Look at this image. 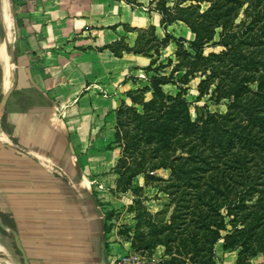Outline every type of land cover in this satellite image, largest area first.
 Wrapping results in <instances>:
<instances>
[{
    "label": "crops",
    "instance_id": "obj_1",
    "mask_svg": "<svg viewBox=\"0 0 264 264\" xmlns=\"http://www.w3.org/2000/svg\"><path fill=\"white\" fill-rule=\"evenodd\" d=\"M12 5L15 70L0 111V250L8 264H101L91 226L101 214L89 172L108 170L114 157L97 164L88 148L110 109L114 137L118 105L131 103L126 91L146 83L140 74L154 59L151 50L117 55L111 46H132L149 25L159 36L193 33L181 20L161 21L153 0ZM85 140L82 167L75 147ZM214 253L215 264H238L237 249H224L221 239Z\"/></svg>",
    "mask_w": 264,
    "mask_h": 264
},
{
    "label": "trees",
    "instance_id": "obj_2",
    "mask_svg": "<svg viewBox=\"0 0 264 264\" xmlns=\"http://www.w3.org/2000/svg\"><path fill=\"white\" fill-rule=\"evenodd\" d=\"M153 1L161 21H183L193 38L184 45V39L173 37L175 54L184 61L177 60L168 76L151 74L148 83L127 90L131 103L116 109L114 139L122 143L118 161L125 182L167 169L168 177L153 178L164 180L176 200L171 221H149L151 239L140 233L137 239L151 246L161 240L153 236L170 230L177 251L189 252L199 264H212L221 239L224 249H237L241 264L256 251L264 254V0ZM240 8L244 17L235 23ZM207 45L222 48L206 52ZM154 62L146 70L157 69ZM195 76L198 96L214 82L211 94L214 101L225 98V112L205 109L191 116L184 84ZM167 82L177 83L175 93L162 88Z\"/></svg>",
    "mask_w": 264,
    "mask_h": 264
},
{
    "label": "rangeland",
    "instance_id": "obj_3",
    "mask_svg": "<svg viewBox=\"0 0 264 264\" xmlns=\"http://www.w3.org/2000/svg\"><path fill=\"white\" fill-rule=\"evenodd\" d=\"M170 1H172V3H170ZM175 1L177 0H169L168 4L172 5ZM190 2L191 0H185L182 2V4L186 5ZM10 4L11 10H13L12 0H10ZM201 5L202 7H205L206 3H201ZM11 15L12 25L9 31H6L4 27H0V43L4 36L8 34V46L11 48L10 54L12 63V79L15 70V58L13 47V14ZM243 17V11L242 8H240L235 18V23H238ZM171 22L165 23L168 24ZM173 37L184 39L181 41L184 45H187L186 41L189 40L185 37L175 36L169 33H165L164 36H159L155 33L154 26H147L138 33L137 39H135L132 46H129L123 41L120 42L118 46H116V49L121 50V53L122 51H132L133 49H139V52L152 51L154 56L153 60L155 61L153 66H157V69H149L140 74V77L145 79L146 83H148L149 75L160 74L168 76L177 60L184 61V56L181 54H175L177 44ZM126 47H129V49H125ZM221 48V46L207 45L205 47V51L207 52L213 49L218 51ZM183 71L184 70L182 68L173 72V79L178 78ZM199 79V76H195L191 78L186 84H184V86L187 88L186 97L189 101L191 116L196 118L199 113L205 111V109L221 113L225 112V98L222 97L218 99V101H214L215 99L211 94L212 88L214 87V82L208 85L206 92H204L202 96H198L199 93L197 90V83ZM162 88L166 92L175 93L177 90V83L167 82L162 85ZM149 96L150 91L144 92V98H148ZM5 98V94L0 93L1 112L4 111ZM4 121L5 120L3 119V122ZM112 121L113 113L112 109H110L109 114L105 117V120L101 125L102 128H104V131L102 132L101 136L95 138L93 145L88 148V153H90L89 155H94V162L97 164H101V161H107L114 157L113 163L109 166L108 170H102L100 168L95 172H89V175L92 174L95 180L90 187L94 196V205L99 211V214H101L99 219L95 218L91 222V226L95 228L94 233L92 234L94 246L97 247L101 244L99 235L103 225L102 231L104 235L103 240L105 243V264L110 260H113L116 255L130 250L136 251L148 257L154 256L158 260V264H199L197 261L191 258V254L189 252L186 253L177 251L176 247L178 241L168 238L169 236H174V232H171L170 230H166L163 234H159L158 236H153L152 239L159 237L161 240L156 241L151 246H143L141 240L137 239L139 237V233L145 240L151 239L150 232L152 231V227L149 226V221H154L155 225L169 223L171 221L170 215L174 210L176 200H174L175 198L173 194L170 195L165 190L164 187L166 182L164 180L153 178L154 176H160L163 178L168 177L169 171L167 169L159 168L157 170L151 171L150 173L151 175H154L153 177L147 176L145 173L141 172L132 177L129 183L125 182L126 176H123L120 173V162L118 161L119 157L122 155V143L120 140L114 139V137H112V129H110L112 126ZM86 143V140L82 141L75 147L78 164L82 167L86 162L85 159L87 155L81 153V151L82 149H85L84 146ZM97 158L99 159L98 162ZM125 186L126 188H124ZM248 203L251 202L249 201ZM228 227H230V225H228ZM105 228H107L106 231ZM135 244L141 245L139 250L134 249ZM213 255L212 264H215V253H213ZM257 255H261V261L264 264V254L258 251H256L255 255L246 258L247 260H244L241 264H250L251 259ZM7 258L8 254L6 252L3 253L0 250V264H8L6 261ZM173 258L175 259V262L171 261Z\"/></svg>",
    "mask_w": 264,
    "mask_h": 264
},
{
    "label": "bare ground",
    "instance_id": "obj_4",
    "mask_svg": "<svg viewBox=\"0 0 264 264\" xmlns=\"http://www.w3.org/2000/svg\"><path fill=\"white\" fill-rule=\"evenodd\" d=\"M12 10L10 0H0V25L9 31L12 25ZM5 31V32H6ZM9 36H4L0 43V91L4 94L9 89L11 80V48L8 46ZM10 44V43H9ZM13 62V61H12Z\"/></svg>",
    "mask_w": 264,
    "mask_h": 264
},
{
    "label": "built area",
    "instance_id": "obj_5",
    "mask_svg": "<svg viewBox=\"0 0 264 264\" xmlns=\"http://www.w3.org/2000/svg\"><path fill=\"white\" fill-rule=\"evenodd\" d=\"M106 264H158V260L154 256L148 257L130 250L116 255Z\"/></svg>",
    "mask_w": 264,
    "mask_h": 264
},
{
    "label": "water",
    "instance_id": "obj_6",
    "mask_svg": "<svg viewBox=\"0 0 264 264\" xmlns=\"http://www.w3.org/2000/svg\"><path fill=\"white\" fill-rule=\"evenodd\" d=\"M0 27L3 28L2 24L0 25ZM10 53H11V50H10ZM6 94H5V96H6ZM100 245H101V260H102L101 264H105V262H106L105 261V251H104L105 250V243H104L103 239L101 240V244Z\"/></svg>",
    "mask_w": 264,
    "mask_h": 264
}]
</instances>
